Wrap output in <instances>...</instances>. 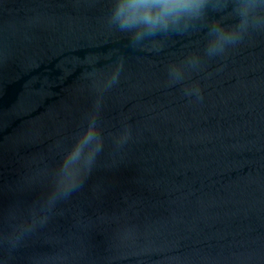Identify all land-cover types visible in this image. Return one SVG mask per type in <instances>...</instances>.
<instances>
[{
    "label": "water",
    "instance_id": "95a60500",
    "mask_svg": "<svg viewBox=\"0 0 264 264\" xmlns=\"http://www.w3.org/2000/svg\"><path fill=\"white\" fill-rule=\"evenodd\" d=\"M111 3L0 0V264H264V32L191 100Z\"/></svg>",
    "mask_w": 264,
    "mask_h": 264
},
{
    "label": "clouds",
    "instance_id": "9594fccd",
    "mask_svg": "<svg viewBox=\"0 0 264 264\" xmlns=\"http://www.w3.org/2000/svg\"><path fill=\"white\" fill-rule=\"evenodd\" d=\"M106 23L133 47L169 35L199 34L200 50L166 70L169 86L198 101L200 87L186 82L206 61L222 58L254 33L264 32V0H112Z\"/></svg>",
    "mask_w": 264,
    "mask_h": 264
}]
</instances>
